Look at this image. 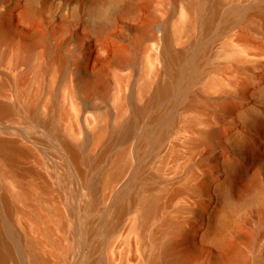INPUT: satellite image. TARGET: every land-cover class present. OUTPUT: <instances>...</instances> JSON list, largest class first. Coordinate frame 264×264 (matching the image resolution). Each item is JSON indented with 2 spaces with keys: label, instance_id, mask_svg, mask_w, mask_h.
Segmentation results:
<instances>
[{
  "label": "rangeland",
  "instance_id": "374dc122",
  "mask_svg": "<svg viewBox=\"0 0 264 264\" xmlns=\"http://www.w3.org/2000/svg\"><path fill=\"white\" fill-rule=\"evenodd\" d=\"M197 1V22L181 36L191 0L0 4V102L10 106L0 140L28 151L0 152L6 264H33L30 243L49 264H154L167 243L176 264H264V0H219L208 29L214 0ZM31 3L41 14L32 24L21 18ZM167 49L182 56L172 72ZM100 125L97 164L84 155L74 164L63 142L78 147ZM124 154L129 165L109 184ZM252 174L258 210L231 207Z\"/></svg>",
  "mask_w": 264,
  "mask_h": 264
},
{
  "label": "bare ground",
  "instance_id": "6f19581e",
  "mask_svg": "<svg viewBox=\"0 0 264 264\" xmlns=\"http://www.w3.org/2000/svg\"><path fill=\"white\" fill-rule=\"evenodd\" d=\"M3 1H6V0H0V4ZM84 1L88 2L90 5L97 7L98 5L102 4L104 1L105 2L106 1L112 2L114 0H84ZM34 2H35V0H33V3ZM36 3H37V1H36ZM199 3H200V1L198 2L197 0H191L190 9H191L192 15H190V18H187V20H185L183 18L178 22L177 29L175 32V34H177V36H181L186 30H189L190 28L194 27V25L196 24L197 19H198L197 9H199ZM219 4H220L219 0L213 1L212 15H210V17H207L204 21L205 25H206V29H208L211 26L214 17L217 15ZM127 9L128 10L130 9V11H132L131 9H133V5L130 4L129 6H127ZM134 13H135V11H134ZM39 17H41V14H40L39 10L37 9V7L36 8L33 7V4H32V6H29V5L26 6L21 11V18L27 22L32 21L31 23L29 22L30 24L34 23L36 21V19H39ZM107 17H109V16H107ZM102 23H103V20H102ZM102 23L98 25V27H97L98 30H102L103 27L105 28V25H104L105 23L104 24H102ZM5 29H6V26L0 20V60L4 59L5 54H6V52L4 53L1 51V45L4 41V39L6 38ZM150 38L156 39V36L154 34H151ZM29 51H30V53H29ZM165 54H166V69H168V71L172 72L175 70L174 64H176L177 61H180L182 59V56H181L180 52H178L177 55H174L173 52L170 51L169 49H167ZM28 56H31V49L30 48L28 50ZM173 83H174L173 81H170V82L165 83V85H163L162 87H159L158 90L155 92V96L153 97V103L152 104H156L157 102L164 100L170 94V91L173 87ZM82 87L84 89H86V88H88V85L83 82ZM9 109H10V106H7V104L0 102V115L5 114L7 111H9ZM224 109H228V107H225ZM133 125H134V123H133ZM104 132H105L104 127L100 125L98 127V132L97 133H90L89 135L87 134L88 135L87 140L80 143L78 147H75L68 142H63L65 147L68 149L71 161L74 164L79 165L80 161L83 160V155H84V160L86 161V163H88V165H90L92 167L95 166L98 161H95L91 155L92 152L90 149V142L96 138H97V140H100V136ZM250 147L252 148L253 146H250ZM0 152L4 153L5 157L8 160H11L15 156L26 155L28 151L26 149L18 146L16 141L7 140V138H5V139L0 140ZM125 154H124V157L121 156V158L119 159V162H118L116 168L114 169V171L107 174V180H108L107 182L109 184L115 183L120 178V176L126 171L128 165H129V159H128L127 155H125ZM257 169H258V171H262L264 169V162H263V164H259ZM248 181H249V179L245 180L244 186H243L244 189L246 188ZM256 181L257 180H255V179L252 180V182H251V188L252 189L254 188V186H256L255 185ZM22 196L23 195L19 194V193L13 194V197L15 200L21 199ZM1 199H2V202L6 205L8 211H10L11 207H10V200L8 198V195L7 194L3 195ZM156 205H157V198L156 197H152V198L146 200L143 204V214L145 216L152 214ZM95 207H96V202L93 201L91 203V209L94 210ZM29 245H30L29 250L31 251L33 264H49L48 261L42 259L37 254V252L34 249L35 246L33 243H30ZM174 247H175V244L167 243L163 247V253L160 256H157L153 260V263L154 264H162V263L163 264H176V263H178L180 261L181 256H180V253H178L174 250ZM12 255H13L12 250L9 247V245L5 242L4 238L2 237V233L0 231V263L6 264V261L10 257H12ZM66 255L69 256L68 250H65L63 252V256L65 257Z\"/></svg>",
  "mask_w": 264,
  "mask_h": 264
},
{
  "label": "clouds",
  "instance_id": "9594fccd",
  "mask_svg": "<svg viewBox=\"0 0 264 264\" xmlns=\"http://www.w3.org/2000/svg\"><path fill=\"white\" fill-rule=\"evenodd\" d=\"M252 180H253V175L249 178V181H248L246 188L241 191V193L239 195V199H234L230 195V198L227 201V203L231 207H238L242 204L247 203L250 205L251 211L258 210V205L256 203H253V202L260 200V195H259V193H256L252 190V188H251ZM262 204H264V201H262Z\"/></svg>",
  "mask_w": 264,
  "mask_h": 264
}]
</instances>
